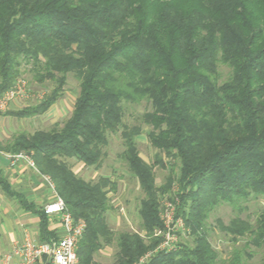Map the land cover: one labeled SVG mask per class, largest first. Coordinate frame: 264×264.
<instances>
[{
  "label": "trees",
  "instance_id": "16d2710c",
  "mask_svg": "<svg viewBox=\"0 0 264 264\" xmlns=\"http://www.w3.org/2000/svg\"><path fill=\"white\" fill-rule=\"evenodd\" d=\"M25 66L37 83L52 86L40 102L7 116L43 115L64 97L70 75L79 82L63 124L19 133L0 149L30 157L73 218L86 223L81 264H101L96 256L106 247L117 249L112 264L154 251L163 240L156 232L165 229L162 200L175 185L167 200L192 244L159 252L148 264H249L247 249L220 259L206 224L220 205L243 211L252 197H264V0H0V99ZM142 103L159 152L152 164L138 146L144 125L124 123L126 105ZM120 131L121 158L145 196L141 232L116 234L108 223L116 180L87 181L68 163L100 167L110 134ZM157 167L169 169L163 185ZM34 212L38 239L56 238L44 210ZM219 227L235 242L250 236V245L264 246V212L255 224L238 216Z\"/></svg>",
  "mask_w": 264,
  "mask_h": 264
},
{
  "label": "rangeland",
  "instance_id": "374dc122",
  "mask_svg": "<svg viewBox=\"0 0 264 264\" xmlns=\"http://www.w3.org/2000/svg\"><path fill=\"white\" fill-rule=\"evenodd\" d=\"M224 73V77L226 78L228 74L226 69H224ZM18 80L25 81L27 84L29 97L26 99L27 101L24 100L25 103H27V106L36 104V100L41 101L43 96L52 86L50 83L45 85L37 83L34 80V74L31 66L23 67L21 76ZM78 93L79 82L74 78V76L70 75L65 89V95L60 101L59 108H57L54 113L52 112L47 115L30 118L20 123L15 122L16 132L7 135L4 143H9L19 133L33 134L38 130H49L56 124H63L72 114ZM125 109V125H144L142 122V116L148 110L146 103H142L141 105H126ZM143 129V134L138 137L139 150L144 160L152 164L155 162V158L159 152L149 141L147 134L150 131V128L144 125ZM121 132L122 131L116 134H110V143L105 150L106 154L103 157L100 167L88 168L76 160L68 161L76 174L87 181L94 182L99 180L102 176H106L118 182L117 192L110 193L109 195L114 210L110 211L108 214V223L116 234L121 232H141L138 209L140 207V202L145 197L138 181L129 172L126 163L121 158V154L125 150ZM155 171L158 185H163L170 174L169 169L165 170L157 167ZM176 191L177 186L175 185L174 189L163 198L162 212L165 208L164 204L169 203L167 201L168 195L173 198ZM263 212L264 197H252L248 202L243 204V211H236L232 206L223 204L215 208L210 213L206 228L210 242L215 251L219 254L220 259L226 260L230 258L234 251H243L247 249L248 252L253 254L252 260H249V264H260L262 262L264 259V246L261 249H257L250 245V236L242 238L237 242L233 241L230 235L220 229L219 223L222 222L224 225L228 226L231 224L233 219L240 216L243 220L255 224ZM184 227L186 228L187 235H182L179 231L177 233L179 234L178 244H192V237L190 235L191 231L190 228L185 225V222ZM163 232H165V229ZM156 234L162 237L164 235V233L159 231L156 232ZM116 251L117 249L115 247H106L96 256V259L100 258L101 261L102 259H105L107 263L112 264L114 262Z\"/></svg>",
  "mask_w": 264,
  "mask_h": 264
},
{
  "label": "crops",
  "instance_id": "0c3cea01",
  "mask_svg": "<svg viewBox=\"0 0 264 264\" xmlns=\"http://www.w3.org/2000/svg\"><path fill=\"white\" fill-rule=\"evenodd\" d=\"M62 99L43 115L54 113ZM24 100L26 99L11 100L5 108L0 109L1 144L5 145L6 136L16 132L15 122L20 123L30 119L5 115L7 112H17L28 107ZM38 102L40 101H35ZM54 199L49 183L37 168L33 167L26 158H17L0 149V262L5 254L22 241L25 228H30L37 237L40 235V219L34 211L44 210ZM49 231L60 233V223L49 220ZM97 261L101 264H109L105 259L101 261L97 258ZM16 262L17 259L12 258L11 263Z\"/></svg>",
  "mask_w": 264,
  "mask_h": 264
},
{
  "label": "built area",
  "instance_id": "2783aa9c",
  "mask_svg": "<svg viewBox=\"0 0 264 264\" xmlns=\"http://www.w3.org/2000/svg\"><path fill=\"white\" fill-rule=\"evenodd\" d=\"M29 92L25 81H19L16 86L7 91L0 99V109L6 107L8 102L14 99H27ZM17 158H26L36 168L34 161L24 155H14ZM49 183L55 199L48 204L44 212L49 220L58 221L61 225V232H57L56 238L49 241H40L37 235L30 229L23 230V239L16 244L11 251L4 255L0 264H13L12 258H16L15 264H81L78 249L79 243L86 231V223L82 220L76 221L69 212L64 200L59 196L52 180L45 176ZM168 201V200H167ZM164 204V211L161 213L165 232L162 242L154 251L147 253L133 264H148L152 257L162 251H172L177 248L179 231L187 235L184 222L176 217V204L168 201Z\"/></svg>",
  "mask_w": 264,
  "mask_h": 264
}]
</instances>
